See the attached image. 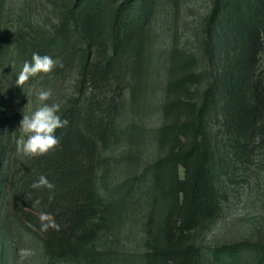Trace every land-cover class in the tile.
<instances>
[{"label": "rangeland", "instance_id": "374dc122", "mask_svg": "<svg viewBox=\"0 0 264 264\" xmlns=\"http://www.w3.org/2000/svg\"><path fill=\"white\" fill-rule=\"evenodd\" d=\"M72 1L0 0V264L8 254V228L23 242L10 254L13 264H175L172 256L191 246L206 261H218L215 255L223 256L222 249L235 243L264 246V134L251 132L255 124L248 113L247 125L229 126L222 100L207 120L215 144L209 164L212 217L193 230L173 225L167 234L163 229L168 188L166 182L155 184L153 175L170 150L160 139L161 129L181 115L177 110L170 113L168 106L177 96L200 105L211 86L225 89L233 69L230 34L220 26L208 27L216 0H154V15L142 39L119 56L110 77L86 84V91L81 85L86 56L18 87L17 76L33 53L60 61L59 51L48 50L45 42ZM109 53L100 44L91 63L104 64ZM249 56L253 71L264 80V49ZM192 73L199 75L192 96L171 92L174 81ZM49 88L52 97L46 103L60 104L61 117L68 105L78 102L82 119L102 122L86 163L100 193L118 201L106 207L102 219L94 220L95 230L75 224L78 217L60 222L61 239L67 244L61 250L47 248L35 234L25 233L29 224L19 217L28 156L16 150L18 127L23 115L39 106L38 92ZM193 111L181 116L192 119ZM179 172L183 179L184 168ZM253 253L246 252L239 264H254Z\"/></svg>", "mask_w": 264, "mask_h": 264}, {"label": "trees", "instance_id": "16d2710c", "mask_svg": "<svg viewBox=\"0 0 264 264\" xmlns=\"http://www.w3.org/2000/svg\"><path fill=\"white\" fill-rule=\"evenodd\" d=\"M153 15L154 0H73L49 35L45 47L59 51L63 65L60 68L80 56L87 57L81 84L82 91H86V84L94 80L99 83L111 76L119 56L142 39ZM213 25L223 28L225 34L232 38L233 69L225 80V89L218 91L211 86L200 105L177 96L168 106L170 113L177 110L181 115L194 110V117L191 119L190 115L184 119L177 115L176 121L161 129L160 139L169 145L170 150L155 165L153 176L155 184L166 182L168 188L162 209L163 229L167 234L173 225L193 230L212 217L214 202L209 164L215 154V144L208 134L207 120L221 100L229 126L247 125L244 116L248 113L255 124L251 132L264 134V80L260 74H255L256 69L253 71L254 64L247 61L249 55L264 49V0H216L208 18L209 30ZM78 32L79 39L73 42L71 39L78 36ZM209 39L212 47V35ZM100 44L108 47L110 56L104 64L98 63L96 67L90 56ZM198 78L195 73L186 75L174 81L170 90L183 97L192 96ZM82 114L83 109L78 102L68 105L61 117L68 124L55 132L60 145L43 156H28L23 169L20 191L23 207L19 217L29 224L25 233L35 234L47 248L61 250L67 244L61 239L62 229L41 230L40 213H48L57 224L78 217L75 224H84L95 230L94 220L102 219L106 207L118 202L102 195L92 180L91 164L86 161L95 150L96 137L103 125L99 119L85 121ZM235 136L236 139L240 137L238 132ZM180 167L185 170L183 179H180ZM41 175L55 185L53 190L32 187ZM50 196L53 197L51 200ZM37 200L40 204L34 207ZM8 229V240H5L8 254H4L3 264H13L10 254L12 250L20 249L23 243L18 238L19 233L15 235L11 228ZM223 251V256L215 255L221 258L218 261H206L203 253L194 246L172 257L175 264H239L246 252L253 251L254 264H264V246L261 245L239 242L224 247Z\"/></svg>", "mask_w": 264, "mask_h": 264}, {"label": "clouds", "instance_id": "9594fccd", "mask_svg": "<svg viewBox=\"0 0 264 264\" xmlns=\"http://www.w3.org/2000/svg\"><path fill=\"white\" fill-rule=\"evenodd\" d=\"M57 66L62 67L59 60H54L48 55H39L33 53L31 62L25 61L22 70L17 76L16 85L21 87L29 81L30 78L36 77L38 74H49ZM52 90L42 89L38 92L39 106L31 112L24 114L19 124L20 136L16 139V150L18 153L30 157H38L47 154L56 149L60 145V140L55 135L57 129L63 128L68 124L66 119H61L57 113L60 111V104H48L46 101L51 99ZM33 188L39 189L45 187L53 190L55 185L52 184L44 175L39 177V180L32 185ZM53 197H49L51 200ZM40 201L34 203V207L38 206ZM41 230L47 231L49 228L56 231L60 230L59 224L48 214L42 212L40 214ZM27 255V252L24 253Z\"/></svg>", "mask_w": 264, "mask_h": 264}]
</instances>
